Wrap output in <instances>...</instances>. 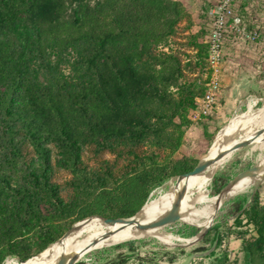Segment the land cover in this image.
Returning a JSON list of instances; mask_svg holds the SVG:
<instances>
[{
	"label": "trees",
	"instance_id": "16d2710c",
	"mask_svg": "<svg viewBox=\"0 0 264 264\" xmlns=\"http://www.w3.org/2000/svg\"><path fill=\"white\" fill-rule=\"evenodd\" d=\"M75 1L0 0V264L33 256L31 232L41 253L87 217L136 215L152 191L199 163L149 155L118 177L86 168L88 144L98 151L126 144L136 155L135 147L152 140L177 150V119L205 91L186 78L180 56L161 48L180 21L193 25L181 2L82 0L66 18ZM202 48L200 63L209 56L207 42ZM55 165L74 174L69 200L53 181ZM248 214L257 235L244 247L264 257L258 194Z\"/></svg>",
	"mask_w": 264,
	"mask_h": 264
},
{
	"label": "rangeland",
	"instance_id": "374dc122",
	"mask_svg": "<svg viewBox=\"0 0 264 264\" xmlns=\"http://www.w3.org/2000/svg\"><path fill=\"white\" fill-rule=\"evenodd\" d=\"M176 1L181 2L191 15L193 25H190L187 20L180 21L175 27L169 46L161 48L165 51H173L180 56L185 65L186 78L205 91L196 99L193 106L183 112V117L177 119L181 122L178 129L181 132V145L174 151L157 146L152 140H148L135 147L136 155H133L126 144L119 145L117 151H98L94 144H88L83 149L82 158L90 172L106 174L110 171L112 175L118 177L128 168L135 167L139 157L149 155H154L157 161H165L171 156H189L200 161L207 157L214 142L212 139L221 128L224 130L233 119L247 113L248 122L262 110L264 103V0L238 1L239 13L244 20L243 25L249 32L256 31L258 37L248 39L237 31L236 38L234 34L229 35L224 41L223 62L217 70L210 64L209 56L208 59L201 60V63L198 60L199 55L203 53L202 45L207 42L205 29H201L200 26L203 25L201 24L203 11L210 9L208 5L210 0ZM81 2L82 0H77L70 4L65 17L71 18ZM23 32V30L20 31V36ZM242 57L248 60L244 61ZM239 61L245 62V67L239 64ZM196 63L199 64L196 66ZM216 77L220 83V93L213 106V112L206 114L204 112L206 94L210 90V82ZM225 89L231 93L235 103L229 117L225 121H220L219 115L225 100ZM253 99L254 103L249 107V101ZM261 124L264 125V119ZM235 143L232 141L221 152ZM28 154L29 158L36 155L31 149ZM225 155L224 163L213 173L209 186L192 195V201L188 204L189 208L203 209L205 202L198 200L205 197L216 198L238 173L255 166L260 150L252 142L245 148ZM73 179L74 174L70 169L54 166L53 181L59 185L65 200H69L74 194L71 186ZM254 187L248 192L223 201L211 219L212 222L210 221L211 228L208 233L194 243L190 242L202 231V226L192 225L181 219L168 226L153 228L154 231L172 235L174 237L172 241H165L154 235L114 239L106 243H97L99 245L96 247L81 252L78 254L80 260L77 263L109 264L129 256L124 264H264L263 256L252 255L244 247L247 239L257 235L255 227L248 222L249 207L254 204L256 194H258L260 205L264 206V182L253 196ZM247 203L249 204L246 207ZM28 236L34 253L31 257L33 258L40 254L36 252L38 239L32 232ZM7 259L20 261L19 257L8 256L3 263Z\"/></svg>",
	"mask_w": 264,
	"mask_h": 264
},
{
	"label": "bare ground",
	"instance_id": "6f19581e",
	"mask_svg": "<svg viewBox=\"0 0 264 264\" xmlns=\"http://www.w3.org/2000/svg\"><path fill=\"white\" fill-rule=\"evenodd\" d=\"M252 103H254V99L249 101V107H251ZM247 116L248 113L236 117L231 121L230 125L218 134L210 147L207 157H214L221 153L232 141L238 142L252 137L254 139L253 143L260 150L259 159L255 164L260 167L257 176L242 178L221 196L219 194L216 198L205 197L198 200L206 204L201 210L189 208L188 204L192 201V195L208 187L213 173L224 163L225 158L222 157L200 173L185 176L182 180H179L178 177H173L160 185V187L152 191V195L136 215V219L141 222L157 219L170 209L179 191L185 189L181 207L182 219L192 225L202 226V231H204L211 224V219H213L223 201L252 190L259 181L260 175L264 174V125L261 124L264 119V103L262 104V110L255 118L247 122ZM148 235L158 236L165 241H172L174 238L168 233H160L154 231V229L140 231L133 226L121 223H106L98 217H92L80 222L69 235L57 240L43 252L28 259L26 262L7 259L3 264H56L61 254L64 253L80 254L96 247L100 243H106L114 239L137 238Z\"/></svg>",
	"mask_w": 264,
	"mask_h": 264
},
{
	"label": "water",
	"instance_id": "95a60500",
	"mask_svg": "<svg viewBox=\"0 0 264 264\" xmlns=\"http://www.w3.org/2000/svg\"><path fill=\"white\" fill-rule=\"evenodd\" d=\"M253 140L254 139L252 137H250V138L238 141L234 145H232L231 147L226 149V151L218 153L214 157H210V158L205 157L204 159L199 161L198 165L195 167L194 170H192L189 173L177 176L178 179L182 180L185 176H189V175H192V174H197V173H200V172L204 171L212 163H214L217 160H219L220 158H222L226 153L233 152L235 150H239V149L245 148L248 145H250L253 142ZM259 171H260V167L255 165V166H252V167H250V168L238 173L236 175V177H234V179H232V181L221 191L220 196L223 193H225L226 191H228L232 186H234L242 178L247 177V176L255 177V176L258 175ZM263 182H264V174H261L260 178H259V181L256 183V185H255V187L253 189V196L256 194V192L258 191V189L260 188V186H261V184ZM185 191H186L185 189H182L181 191H179V193L177 195V198L174 201L173 205L170 207V209L166 213H164L163 215H161L160 217H158L157 219H154L152 221L141 222L138 219H136V215L141 210L136 215H134L132 217H128V218H124V217H121V218H106V217H102V216H99V215H93V216L87 217V218H85L83 220H80V221L76 222L65 233V235L63 237L69 235L77 227V225L80 222H82L84 220H88V219H90L92 217H98V218L102 219L106 223H114V224L121 223V224H124V225L133 226L135 229H138L140 231H145V230H149V229H153V228L168 226V225L173 224V223H175V222H177V221L182 219L181 207H182V200L184 198ZM152 193L150 194V196L152 195ZM248 204L249 203H247L246 207L248 206ZM210 228H211V225H209L204 231H202L199 234H197L195 239L193 241H191L190 243H194V242L202 239L208 233ZM79 260H80V256L78 254L64 253V254H61V256H60V258H59V260L57 261L56 264H76ZM20 261L21 262H26L27 260L20 259Z\"/></svg>",
	"mask_w": 264,
	"mask_h": 264
},
{
	"label": "built area",
	"instance_id": "2783aa9c",
	"mask_svg": "<svg viewBox=\"0 0 264 264\" xmlns=\"http://www.w3.org/2000/svg\"><path fill=\"white\" fill-rule=\"evenodd\" d=\"M239 0H210V9L206 13L205 28L209 45V62L216 70L223 62L224 41L231 34L236 38V31L248 39H257L256 31H247L239 11ZM220 93L218 78L210 82V90L206 94L205 113L213 112V106Z\"/></svg>",
	"mask_w": 264,
	"mask_h": 264
},
{
	"label": "crops",
	"instance_id": "0c3cea01",
	"mask_svg": "<svg viewBox=\"0 0 264 264\" xmlns=\"http://www.w3.org/2000/svg\"><path fill=\"white\" fill-rule=\"evenodd\" d=\"M208 5L210 6L211 4L208 3ZM206 12L203 11V19L201 20V24H203L205 26L206 22ZM240 64V63H239ZM233 94V93H232ZM225 99V100H224ZM224 103H223V107L221 109V114L219 115L220 121H225L228 117H229V113L232 111L233 109V103H235V101H233V96L231 95V93H229V91L227 89L224 90ZM226 108V109H225ZM222 129V128H221ZM219 130L217 133L218 134L223 131V130Z\"/></svg>",
	"mask_w": 264,
	"mask_h": 264
}]
</instances>
